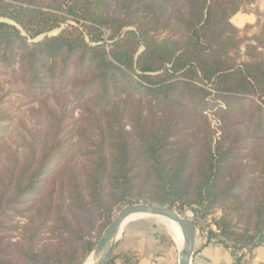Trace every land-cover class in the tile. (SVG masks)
<instances>
[{"label": "trees", "instance_id": "16d2710c", "mask_svg": "<svg viewBox=\"0 0 264 264\" xmlns=\"http://www.w3.org/2000/svg\"><path fill=\"white\" fill-rule=\"evenodd\" d=\"M255 1L0 0V76L63 98L40 148L0 130V264H83L133 204L219 211L233 264L264 245V24L231 23Z\"/></svg>", "mask_w": 264, "mask_h": 264}, {"label": "rangeland", "instance_id": "374dc122", "mask_svg": "<svg viewBox=\"0 0 264 264\" xmlns=\"http://www.w3.org/2000/svg\"><path fill=\"white\" fill-rule=\"evenodd\" d=\"M231 23L241 31V36H250L255 34L259 25L264 24V0H256L255 3L248 7L247 9L239 12L235 17L231 19ZM75 25L73 22L70 23ZM63 28V27H62ZM62 28L56 29L49 33L48 36L56 35L60 32ZM38 38L37 40L42 39ZM18 87L17 83L6 76H0V130L3 142L11 148V151L22 152L21 147L23 142H27L34 146L35 148H40L45 142L49 141L48 133L50 131L49 122L43 115L41 110L40 101H45L48 107H50L56 113H59L63 105V98L59 97L58 94L44 95L40 98H29L28 96L18 93L15 89ZM62 103V104H61ZM69 106L67 108H72ZM75 118L76 113H72ZM208 120L210 122L211 128L216 129L218 126V121L211 113H207ZM72 120H68L65 126L71 124ZM69 127H67L68 129ZM118 212L115 213V216ZM184 217L192 219V215L189 210L185 209L181 214ZM220 212L216 211L215 214L208 219L202 221L199 226L196 227V236L207 237L209 230L215 231L214 226L211 223L213 218H218ZM138 223L146 229H151L154 232V237L158 243H165V251L172 255L174 261H176V252L178 248L175 243H173L172 237L169 232L158 222L154 220H142L133 223H129L122 231V233L131 227V225ZM122 235V234H121ZM121 237L117 244L113 247L112 251L117 249V245L120 243ZM258 253L259 257L264 255V245ZM258 248V249H260ZM115 249V250H116ZM176 249V252L175 250ZM257 251L254 250L253 252ZM174 254V255H173ZM242 253H238L237 257H240ZM244 259H242L241 264H261L258 260L253 263V253L252 255L244 254ZM177 264V263H176Z\"/></svg>", "mask_w": 264, "mask_h": 264}, {"label": "crops", "instance_id": "0c3cea01", "mask_svg": "<svg viewBox=\"0 0 264 264\" xmlns=\"http://www.w3.org/2000/svg\"><path fill=\"white\" fill-rule=\"evenodd\" d=\"M153 232L138 223L131 225L122 233L117 252L134 255L137 264H176L178 259L176 249L174 250L177 258L174 261L168 249L167 252L165 251V243H158ZM261 249L253 252V263L258 259L261 264L264 262V255L259 257L256 253ZM191 264H233V258L229 250L222 245L208 241L206 237L196 236Z\"/></svg>", "mask_w": 264, "mask_h": 264}, {"label": "water", "instance_id": "95a60500", "mask_svg": "<svg viewBox=\"0 0 264 264\" xmlns=\"http://www.w3.org/2000/svg\"><path fill=\"white\" fill-rule=\"evenodd\" d=\"M141 214L165 218L179 228L183 243L177 251V264H191L194 254V242L196 237V225L190 218L180 215L175 209L149 204H133L123 207L105 228L92 252L87 257L91 264H105L113 247L119 239H116L124 221L132 215Z\"/></svg>", "mask_w": 264, "mask_h": 264}, {"label": "bare ground", "instance_id": "6f19581e", "mask_svg": "<svg viewBox=\"0 0 264 264\" xmlns=\"http://www.w3.org/2000/svg\"><path fill=\"white\" fill-rule=\"evenodd\" d=\"M150 219L161 224L169 232L170 236L172 237L173 242L175 243V245L177 246L179 250V248L181 247L183 243L182 235H181L179 228L173 222L165 218H162V217H155V216H148V215H141V214L132 215L124 221V223L121 226V230L119 231V234L117 235L116 239H119L121 237L123 229L129 223L142 221V220H150ZM83 264H91V260L88 258L85 260Z\"/></svg>", "mask_w": 264, "mask_h": 264}]
</instances>
